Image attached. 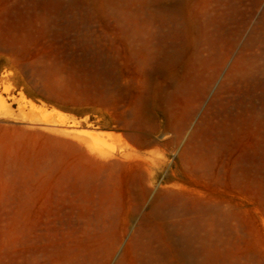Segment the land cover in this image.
Listing matches in <instances>:
<instances>
[{
  "label": "rangeland",
  "instance_id": "374dc122",
  "mask_svg": "<svg viewBox=\"0 0 264 264\" xmlns=\"http://www.w3.org/2000/svg\"><path fill=\"white\" fill-rule=\"evenodd\" d=\"M0 98V264H264V0H0Z\"/></svg>",
  "mask_w": 264,
  "mask_h": 264
},
{
  "label": "bare ground",
  "instance_id": "6f19581e",
  "mask_svg": "<svg viewBox=\"0 0 264 264\" xmlns=\"http://www.w3.org/2000/svg\"><path fill=\"white\" fill-rule=\"evenodd\" d=\"M153 18L155 17H129L130 51L133 55H136L137 50L143 53L140 59L143 66L150 64L153 59L156 62L158 59L163 58L159 62V67L162 63L166 66L175 67L182 61L183 57V51L180 47L179 20L178 18L168 17L156 26L150 20ZM163 67L160 68L163 69ZM0 101L2 104L5 103L3 98H0ZM87 133L92 136H99L95 131H87Z\"/></svg>",
  "mask_w": 264,
  "mask_h": 264
}]
</instances>
